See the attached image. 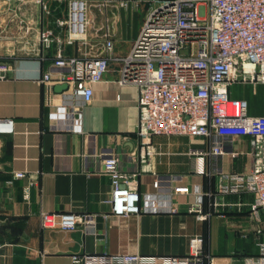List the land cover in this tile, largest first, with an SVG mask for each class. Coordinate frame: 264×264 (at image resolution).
Segmentation results:
<instances>
[{"label": "crops", "instance_id": "0c3cea01", "mask_svg": "<svg viewBox=\"0 0 264 264\" xmlns=\"http://www.w3.org/2000/svg\"><path fill=\"white\" fill-rule=\"evenodd\" d=\"M92 1L98 35L91 45L94 50L101 45L104 52L103 32L110 34L114 45L107 51L109 69L93 84V97L85 103L56 90L64 84L59 78L69 72L68 67L54 65L57 52L81 56L90 48L79 40L70 43L68 28L60 23L68 16L69 0H46L47 9L34 0H11L35 30L51 31L52 42L35 46L18 38L3 42L0 50V122L6 124L0 128V264H83L74 262V254L184 255L196 234L204 237L206 264L208 255L216 264H247L245 256L260 254L258 242L260 237L264 241V234L256 229H264V215L258 224L244 206L202 219L188 208L203 197L205 211L210 210V199L203 193L215 189L217 175L199 172L200 165L208 172L217 166L227 172L252 169L250 136L234 137L222 155L209 156L202 154L209 149L203 137L156 134L151 139L153 169L141 171L139 89L120 83V59L131 51L159 0H129L124 5ZM6 4L0 0V21L10 15ZM35 30L31 36H38ZM48 71L50 82L43 80ZM229 92L232 98L248 101L250 115H264V83L236 82ZM73 107L80 109L74 122L68 116ZM112 153L121 170L140 171L141 193H157L161 205L177 211L115 214L109 201L111 179L104 170V159ZM18 172L25 175L18 177ZM157 178L159 187L154 185ZM178 184L189 185L193 192L174 193ZM196 187L200 194L194 192ZM253 198L251 193L240 199L229 196L243 202ZM41 211L92 213L95 226L46 228Z\"/></svg>", "mask_w": 264, "mask_h": 264}, {"label": "built area", "instance_id": "2783aa9c", "mask_svg": "<svg viewBox=\"0 0 264 264\" xmlns=\"http://www.w3.org/2000/svg\"><path fill=\"white\" fill-rule=\"evenodd\" d=\"M28 1V0H22ZM43 9L46 0H34ZM129 0H103L102 4ZM4 9L10 15L0 21V50L3 42L22 38L28 45L38 46L52 42L51 31L35 30L26 20L22 9L6 0ZM92 0H69L66 25L69 42L79 40L90 45L83 55H65L57 52L54 65L68 67L59 81L67 83L63 90L66 98L91 101L93 84L100 81L109 69L107 51L114 41L108 32L101 34L104 52L100 46L91 45L98 35ZM25 30L24 33H21ZM38 36H31L34 31ZM120 83L135 84L139 89V121L137 133L141 139V171L153 169L150 156L152 136L188 135L203 137L209 149L202 154L219 156L226 144L234 137L250 136L254 164L247 172H227L217 166L211 172L200 165L198 171L217 175L214 190L204 192L210 199V210L205 211L203 197L189 205V212L207 219L212 213L226 215L233 207H248L249 214L257 223L264 215V115H250L248 101L230 96V85L236 82L264 83V0H159L148 12L142 29L131 51L121 57ZM44 81H52L50 71ZM80 109L73 107L68 116L78 121ZM73 121V122H74ZM73 128V126H72ZM226 137H231L226 140ZM233 154H236L233 152ZM104 170L111 179L110 203L115 214L140 213L142 211H177L171 205H161L157 193H141L139 172L129 173L118 166V156L113 153L104 159ZM25 173L18 172L22 177ZM179 178V177H178ZM155 179L154 185L160 186ZM189 185L173 186L174 193H190ZM194 192L200 194L199 187ZM251 193L253 200L232 201L229 196L239 197ZM41 224L46 228L74 229L79 225L95 226V217L88 212L41 211ZM259 235L264 229L258 226ZM259 238V255L245 256L247 264H264V241ZM204 237L192 235L189 251L184 255L122 254H74L73 260L83 264H206ZM209 264H216L208 255Z\"/></svg>", "mask_w": 264, "mask_h": 264}, {"label": "water", "instance_id": "95a60500", "mask_svg": "<svg viewBox=\"0 0 264 264\" xmlns=\"http://www.w3.org/2000/svg\"><path fill=\"white\" fill-rule=\"evenodd\" d=\"M67 87H68V84H67V83H64V84H61V85H57V86H56V90H57V91H63V90L66 89ZM5 126H6V124L0 122V128H3V127H5Z\"/></svg>", "mask_w": 264, "mask_h": 264}]
</instances>
